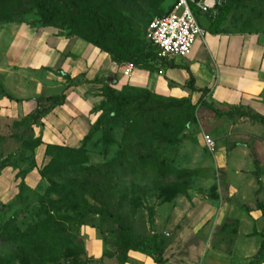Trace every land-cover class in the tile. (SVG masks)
<instances>
[{
	"label": "rangeland",
	"instance_id": "obj_1",
	"mask_svg": "<svg viewBox=\"0 0 264 264\" xmlns=\"http://www.w3.org/2000/svg\"><path fill=\"white\" fill-rule=\"evenodd\" d=\"M52 1L54 14L45 19L35 0H0V176L5 175L0 183V254L17 264L22 252L31 258L35 241L8 243L16 236L15 227L27 231L39 222L34 216L38 213L45 220L51 207L62 205V187L70 186L71 195L85 196L79 200L83 211L66 212L68 228L81 240L75 249L85 250L81 264H249L259 233L253 232L242 209L264 205V124L239 115L219 117L208 107L194 106L190 98L155 92L152 82L170 62L148 58L158 50L147 42L146 30L176 0ZM84 7L114 21L130 53L110 33L79 22L75 11ZM225 14L227 32L264 35V0H232ZM200 23L209 27L203 19ZM45 27L57 29L63 38L89 39L116 60L122 58L119 64L147 70L151 83L138 88L125 72L107 82L93 81L89 93L103 96L96 109L98 124L78 146L47 143L46 162L31 188L24 182L25 172L34 170L37 147L48 141L42 119L33 124L34 112H25L24 101L40 98L48 108L70 88L69 79L57 87L58 80L47 79L44 69L14 66L19 54L32 52V47L40 52ZM24 29L33 35H23ZM42 86L48 90L41 93ZM111 89L130 97L131 105H117L109 97ZM51 95L59 99L53 102L47 97ZM240 109L257 114L245 106ZM206 135L214 139V150L206 147ZM23 183L31 191L21 192ZM20 195L35 206L25 218L18 214ZM67 240L57 235L58 242ZM258 254V262L264 260V251Z\"/></svg>",
	"mask_w": 264,
	"mask_h": 264
},
{
	"label": "crops",
	"instance_id": "obj_2",
	"mask_svg": "<svg viewBox=\"0 0 264 264\" xmlns=\"http://www.w3.org/2000/svg\"><path fill=\"white\" fill-rule=\"evenodd\" d=\"M225 15L224 12L216 21L202 17L201 19L209 23V27L206 28L207 37L195 44L188 58L165 60L170 64L162 69V75L157 76L152 82V87L160 94L190 98L194 104H197L202 92L191 89L190 74L186 70L189 68L194 76V86L197 89L210 90L204 96V101L211 100L215 105L206 103L223 112L235 110L245 112L240 109L241 106H245L257 113L253 115L264 117V59H262L264 53L262 36L264 35L257 32L243 34L227 32L229 21ZM28 30L24 29L23 35L27 32L32 36L33 33ZM57 34L58 30L53 27L42 28L39 38L42 43L38 48L40 52L38 53L37 48L32 47V52L26 50L24 56H21L23 54L21 53L14 59L12 58L15 67L35 66L46 70L49 74L47 79L54 82L58 80L56 81L57 87L63 88L64 79L70 81V88H64L63 103L54 107L42 118L44 124L42 127L47 132L44 138L48 142L45 144L43 142L37 147L36 167L24 179V182L31 188L37 185L38 168L40 169L46 162L44 156L46 144L78 146L100 118L96 108L103 96L101 93H89L93 81L107 82L113 74L130 71L131 83L134 86L142 88L151 83V76L147 70L116 63L109 53L102 51L82 37L63 38ZM23 35L19 37L23 39ZM21 46L15 50L16 54L22 49ZM52 70L61 71V76L56 75ZM100 77H108V79ZM85 80L88 83H84ZM170 83H172L171 86ZM47 90V87H41V93ZM47 97L52 98L53 96ZM39 100L41 99H26L24 101L25 112L27 114L35 112L38 109ZM223 107L232 108V110H221ZM234 115L241 116L240 114ZM234 115L218 116L232 117ZM4 178L5 175L0 176V183ZM242 210L253 232L259 233L255 255L257 257L264 239V214L260 208ZM250 237L255 238V236ZM255 256L249 264L256 259Z\"/></svg>",
	"mask_w": 264,
	"mask_h": 264
},
{
	"label": "trees",
	"instance_id": "obj_3",
	"mask_svg": "<svg viewBox=\"0 0 264 264\" xmlns=\"http://www.w3.org/2000/svg\"><path fill=\"white\" fill-rule=\"evenodd\" d=\"M35 1H36L38 8H39L41 15H43V17L45 19H49L53 16L55 8H54L52 0H35ZM231 1L232 0H227L225 7L220 9L221 12H220L219 16L212 18L211 20L216 21V19H219L222 16V14L224 12H226V9L231 5ZM75 14L78 17L77 20L79 22L90 23L94 27L99 29L100 31L110 33L111 35H113V37L117 40V42L119 43L121 48L123 50H125L127 53H130L129 48L126 45H123L119 39L120 31L118 29L117 24L114 21L107 20L101 14V12L99 10L93 9L90 7H84L81 9H77L75 11ZM82 38H84V37H82ZM84 39L88 40L93 45H95L99 49H101L102 51L109 53L112 60L115 61L116 63L119 64V61H124L122 58H119L118 60H116L114 55L111 52H109L108 50H104L103 48L96 45L95 43H93L92 41H90L87 38H84ZM150 45L152 46V44H150ZM153 48H155V47H153ZM157 57L159 60H162V59H160L158 54L148 56V58H150L151 60H157ZM122 64H125V63H122ZM186 70L190 74V78H191V86L190 87H191V89L194 91L202 92V96H201L199 102L197 104H195L194 106L202 105L204 107H208L213 112H215V114H217L219 116L240 114L241 116H245V117L257 120V121L261 122L262 124H264V117H261L259 115H253L252 113L241 112L238 110L223 112V111L216 109L213 105L206 103L204 101V96H206L210 90L209 89H197L194 86V76H193L192 72L190 71L189 68H186ZM109 97L112 98L114 101H116L117 105H119V106L129 107L131 105L130 97H128L127 95H124V94H117L114 89H111L109 91ZM51 99H52L51 101L54 102V101H57V99H59V98H56V96H55ZM64 99H65V97L62 96L60 102L54 103L48 108H44L43 107V100H39L38 101V109L30 115V118L32 119V123L33 124L38 123L40 121V119H42L45 116V114L50 112L54 107L62 104ZM48 100H50V99H48ZM104 103H106V101ZM98 121H99V119H98ZM98 121L96 122V124H98ZM96 124L93 126V128L96 126ZM93 128L91 130H93ZM88 138H89V134L84 138L83 141H86ZM255 162H257V161H255ZM35 167H36V165H34L33 169ZM102 168H103V166H102ZM43 172L44 171H41V175L43 177H45ZM27 173H29V172L28 171L25 172V175ZM256 177H257L258 184L261 185L262 181L260 179L259 169L256 170ZM47 179H48L50 184L53 183V182H51V181H53L52 179H50L49 177H47ZM69 188H70V186L62 187V189H61L62 193L61 194H62V196L65 195L64 198H62L63 199L62 205L51 207L49 213L46 215L45 220L40 219L39 215H41V213H38V215H34V216L39 220V222L30 226L27 231H21L18 227H15L16 236H15V238L12 239V241L8 242L10 245H13V246L22 245V246H24V245H27V242L35 241L37 246H38L37 247L36 245H32V251L33 252H32L31 258L28 257L27 253L25 254L24 252H22L21 255H18L19 264H42L43 262L58 263L60 261H65L67 259H69V260L74 259L71 261V264H78L79 262H80V264L82 263L79 260V257L84 256L85 250L83 248L81 249V246H80V249H75V246L76 245L79 246V243H81V240L79 239L78 235H75L73 233V231L68 228V224H69L68 220L69 219L67 217L66 212L70 211V212L78 214L81 211H83L84 209L82 207H80V205H79V203H80L79 200H83L85 198V196L81 195L80 193H76V192L74 193V195H71V191H69ZM26 190L31 191V189H29L25 185V183H23L21 186V192L26 191ZM55 194H58V193H55ZM86 194L91 195V192L87 191L85 193V195ZM19 199H20L19 204H21V206H20V211L18 212V214H21L22 218H25L27 214L32 215V211L35 209V206L28 204L26 200L22 199L21 195H20ZM260 209L264 214V205H260ZM22 211H25V214H24L25 216L23 215ZM62 213L64 215H60ZM12 234L13 233H11V235ZM57 235L66 236L68 238V240L64 244L61 242H58L57 241ZM263 251H264V239H263L259 254H261ZM3 255L4 254H0V264H17L15 259L13 257H11L10 255H4V256ZM36 260H38V261H36ZM160 261H161V259L158 262H160ZM258 261H259V259L256 257V259L253 262H251V264H264V260H261L260 262H258Z\"/></svg>",
	"mask_w": 264,
	"mask_h": 264
},
{
	"label": "built area",
	"instance_id": "obj_4",
	"mask_svg": "<svg viewBox=\"0 0 264 264\" xmlns=\"http://www.w3.org/2000/svg\"><path fill=\"white\" fill-rule=\"evenodd\" d=\"M226 3L227 0H176L166 14L150 21L146 39L158 50L160 59H186L195 44L208 35L207 29L200 23L201 18L211 20L219 16ZM125 74L129 75L130 71ZM204 140L208 149H215L213 138L206 135Z\"/></svg>",
	"mask_w": 264,
	"mask_h": 264
}]
</instances>
